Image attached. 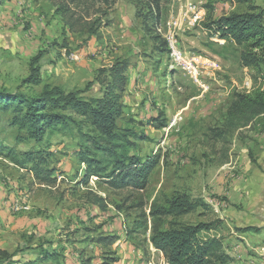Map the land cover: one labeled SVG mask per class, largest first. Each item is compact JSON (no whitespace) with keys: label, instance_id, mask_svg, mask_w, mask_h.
Masks as SVG:
<instances>
[{"label":"rangeland","instance_id":"rangeland-1","mask_svg":"<svg viewBox=\"0 0 264 264\" xmlns=\"http://www.w3.org/2000/svg\"><path fill=\"white\" fill-rule=\"evenodd\" d=\"M249 4L264 9V0H117L111 24L90 36L67 31L49 0H0V91L38 97L59 87L92 101L103 97L106 70L124 61L116 123L132 130L131 153L152 163L143 190L111 189L97 177L81 185L76 123L49 128L38 141L11 111H0V248L9 253L0 264H81L80 251L94 264H166L150 240V208H169L181 195L210 208L163 216V229L219 218L222 225L203 234L222 240L231 264H264V116L228 142L211 132L224 125L235 93L264 91V65L244 67L242 48L223 33L214 36L224 15L244 13ZM169 37L197 59L199 81L172 68ZM36 67L38 85L27 81ZM159 113L167 118L162 129L151 123ZM9 150L31 157L27 168L13 163ZM36 163L56 170L54 186L34 178ZM44 251L54 256L46 260Z\"/></svg>","mask_w":264,"mask_h":264},{"label":"trees","instance_id":"trees-1","mask_svg":"<svg viewBox=\"0 0 264 264\" xmlns=\"http://www.w3.org/2000/svg\"><path fill=\"white\" fill-rule=\"evenodd\" d=\"M49 1L65 23L67 31L88 33L90 36H98L103 26L111 24L109 14L117 2V0ZM150 1L158 6V0ZM151 18L153 22L158 21V16ZM217 23L219 33H223V36L242 48L240 62L244 67L264 65V9L249 4L246 12L224 15ZM38 60L39 57H36L35 62ZM126 70L127 65L124 61L116 62L106 70L101 80L104 91L100 99L92 101L80 99L76 92L66 93L59 87L45 89L38 97L0 91V111L5 113L11 111L14 114V121L27 126L38 141L43 140L49 128L58 126L69 128L71 123H76L82 134V147L77 155L79 162L85 166L84 177L79 183L87 185L92 177H97L111 189L143 190L152 163L142 161L131 153L130 149L135 146L132 141L133 132L130 128L120 127L116 123L123 115L118 92L124 90L127 81ZM33 71L27 81L38 85L41 83L40 68L36 67ZM64 110H72L82 119L77 121L70 113H64ZM261 116H264V91L235 93L227 109L224 125L211 131L214 140L228 142L230 136L250 126ZM151 123L153 127L162 129L167 124V118L163 113H159L157 117H152ZM84 128L87 130L84 131ZM6 156L22 168H27V164L31 162V157L22 158L12 150H9ZM30 171L39 184L54 186L57 182L54 177L55 169L36 163L32 165ZM95 200L105 208L101 197L95 195ZM144 204L141 198L138 206L142 208ZM199 205L210 208L201 199L192 201L183 195L171 201L169 208L156 211L155 207L151 206L150 240L154 247L163 253L166 264L232 263L233 258L222 240L216 236L203 234L204 231L219 228L223 223L219 218L163 229V216L192 213ZM141 218L145 222L148 220L146 213H143ZM100 242L108 244V239H101ZM43 255L46 260L54 256L51 251H44ZM8 256L9 253L0 248V259ZM80 258L81 264H94L93 258L83 251H80ZM100 264L109 263L103 261Z\"/></svg>","mask_w":264,"mask_h":264},{"label":"built area","instance_id":"built-area-1","mask_svg":"<svg viewBox=\"0 0 264 264\" xmlns=\"http://www.w3.org/2000/svg\"><path fill=\"white\" fill-rule=\"evenodd\" d=\"M198 17H202V13L199 12ZM215 37H219V32H217ZM169 45L171 48V66L173 69L176 70V68H181L183 70H186L193 78H195L197 81H199V65L197 64V59H188L186 58L182 51L176 46V40L173 37H169ZM221 43H225V40L217 39ZM204 88L207 89V85H203ZM179 117H175L172 121V124L176 125L179 121ZM96 178V177H94Z\"/></svg>","mask_w":264,"mask_h":264}]
</instances>
